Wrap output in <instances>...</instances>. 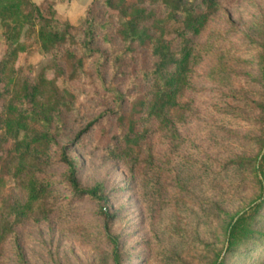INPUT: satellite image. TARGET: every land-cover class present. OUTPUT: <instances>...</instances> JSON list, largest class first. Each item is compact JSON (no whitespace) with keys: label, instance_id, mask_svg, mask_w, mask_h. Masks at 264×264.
Returning a JSON list of instances; mask_svg holds the SVG:
<instances>
[{"label":"trees","instance_id":"obj_1","mask_svg":"<svg viewBox=\"0 0 264 264\" xmlns=\"http://www.w3.org/2000/svg\"><path fill=\"white\" fill-rule=\"evenodd\" d=\"M95 3L99 8L89 7L81 24L73 28L58 23L52 8L43 3L0 0L5 48L0 57V251L10 237L17 236L18 227L33 218L47 219L62 202L57 182L49 176L54 166L63 167L62 180L71 197L100 205L97 215L107 234L117 217L118 212L109 211L110 197L101 185L79 184L76 161L70 155L72 146L57 144L65 120L77 115L78 89L74 85L86 76L87 64H91L104 108L81 127L73 142L97 126L105 132L112 128L105 155L120 165L149 211L166 202L171 184L183 192L189 186L169 176L174 172L172 163L165 154L157 155L154 140L159 138L167 147L181 141L177 120L182 121L189 110L184 98L194 90L196 67L215 59L207 62L205 80L230 92L233 101L248 102L246 93L237 95L233 86L231 67L224 59L229 57L228 50L219 52L222 37L199 40L219 10L220 0ZM32 51L45 57L36 68L17 64L22 55L27 61ZM140 56L146 57L147 66L140 65L134 72L129 63ZM50 71L52 79L46 77ZM107 77H127L125 87L112 84ZM246 82L251 91H264V50L256 77ZM217 111L220 120L239 115L234 109ZM225 165L234 168L240 184L252 187L257 195L235 213L218 210L215 240L221 253L213 264H223V254L240 253L250 248L253 239L264 238L256 231L264 209V140L255 154L247 150ZM6 179L21 189L23 201L7 192L3 195ZM15 239V255L23 262ZM106 239L111 263L122 264L118 236L109 233Z\"/></svg>","mask_w":264,"mask_h":264},{"label":"rangeland","instance_id":"obj_2","mask_svg":"<svg viewBox=\"0 0 264 264\" xmlns=\"http://www.w3.org/2000/svg\"><path fill=\"white\" fill-rule=\"evenodd\" d=\"M95 1L33 0L50 6L58 23L73 28L81 24L89 7L99 8ZM220 4L199 40L222 37L219 52L228 50L229 57L224 59L231 67L233 86L237 95L246 93L248 102L233 101L230 92L205 80L207 62L215 59L196 67L194 90L184 98L189 110L182 121L177 120L181 141L167 147L159 138L154 140L157 155L165 154L172 163L174 172L169 176L189 185L187 192L171 184L166 202L149 211L120 165L105 155L112 128L105 132L97 126L73 142L81 127L104 108L90 63L86 65V76L74 85L78 89L77 115L65 120L64 133L57 144L72 146L70 155L76 161L79 184L101 185L110 197L109 211L118 213L108 234L119 238L122 264H213L221 253L220 243L215 240L218 210L235 213L257 195L252 187L242 186L238 172L225 164L247 150L255 154L264 140V91H251L246 82L256 77L264 50V0H220ZM1 33L0 28V57L5 51ZM22 56L17 64L29 63L34 68L45 59L36 51L25 62ZM137 59L128 67L134 72L148 62L145 56ZM46 77L52 79L53 73L46 72ZM126 78L107 77V81L124 88ZM217 108L234 109L239 115H221L225 120H220ZM63 175L61 166L49 171L62 202L47 219L33 218L16 229L17 236L10 237L0 251L1 264H112L108 234L97 215L100 205L71 197ZM5 182L3 195L7 192L23 201L21 189L9 179ZM256 231L264 236V209ZM15 238L23 262L15 255ZM249 244L250 248L240 253L231 250L223 254V264H264V238Z\"/></svg>","mask_w":264,"mask_h":264}]
</instances>
